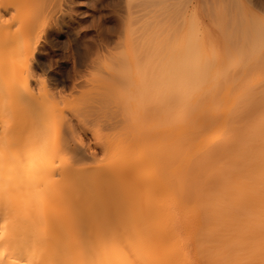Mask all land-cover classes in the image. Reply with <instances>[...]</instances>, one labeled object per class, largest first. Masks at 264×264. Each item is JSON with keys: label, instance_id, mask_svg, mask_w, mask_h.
Masks as SVG:
<instances>
[{"label": "bare ground", "instance_id": "bare-ground-1", "mask_svg": "<svg viewBox=\"0 0 264 264\" xmlns=\"http://www.w3.org/2000/svg\"><path fill=\"white\" fill-rule=\"evenodd\" d=\"M29 4L0 0V264H264V83L233 81L198 24L168 30L164 57L150 26L128 60L170 112L137 157L98 159L39 124Z\"/></svg>", "mask_w": 264, "mask_h": 264}, {"label": "rangeland", "instance_id": "rangeland-1", "mask_svg": "<svg viewBox=\"0 0 264 264\" xmlns=\"http://www.w3.org/2000/svg\"><path fill=\"white\" fill-rule=\"evenodd\" d=\"M140 2L30 0L26 20L30 21L29 37L37 43V50L29 83L36 79L42 84L45 97L37 104L47 110L39 124L52 129L60 121L65 129L68 124L76 136L69 144L85 145L90 152H97L98 159L109 158L115 150L137 157L143 146L139 137L152 132L164 116L162 107L169 109L168 99L160 93L159 108L156 105L158 96L152 82L135 85L140 72L128 60L129 52L135 55L140 51L137 45L150 26H162L159 32L166 30L163 35L159 33L166 37L158 38L159 47H165L159 48L164 57L171 41L167 36L172 31L168 30L174 25L198 24L200 31L211 33L216 52L224 58L223 67L233 81L264 83V0H227L219 6L210 0H152L146 6ZM131 10L137 13L131 14ZM235 44H243L240 54ZM168 109L165 111L170 112ZM69 156V148L59 143L54 157Z\"/></svg>", "mask_w": 264, "mask_h": 264}]
</instances>
